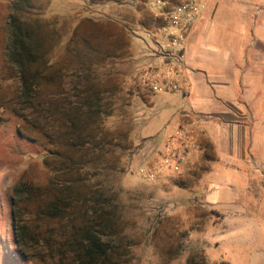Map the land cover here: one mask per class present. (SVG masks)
<instances>
[{
    "label": "rangeland",
    "instance_id": "obj_1",
    "mask_svg": "<svg viewBox=\"0 0 264 264\" xmlns=\"http://www.w3.org/2000/svg\"><path fill=\"white\" fill-rule=\"evenodd\" d=\"M31 2L19 14V0H0V264H81L86 231L111 243L86 264H264L262 142L227 157L206 141L176 169L161 161L165 139L150 145L163 138L151 137L157 103L142 77L158 8ZM19 17L55 31L47 62L22 72ZM59 197V218H42Z\"/></svg>",
    "mask_w": 264,
    "mask_h": 264
},
{
    "label": "crops",
    "instance_id": "obj_2",
    "mask_svg": "<svg viewBox=\"0 0 264 264\" xmlns=\"http://www.w3.org/2000/svg\"><path fill=\"white\" fill-rule=\"evenodd\" d=\"M149 1L158 10L147 29L152 37L145 42L149 54L143 64L156 60L154 44L163 36L170 7L190 0ZM202 1L206 9L187 34L188 103L200 117L199 146L212 142L233 157L247 142H262L264 147V0ZM147 92L157 103L151 137H163L151 138L150 145L158 146L181 122L185 101L148 87Z\"/></svg>",
    "mask_w": 264,
    "mask_h": 264
},
{
    "label": "built area",
    "instance_id": "obj_3",
    "mask_svg": "<svg viewBox=\"0 0 264 264\" xmlns=\"http://www.w3.org/2000/svg\"><path fill=\"white\" fill-rule=\"evenodd\" d=\"M162 1V0H159ZM206 4L190 0L170 7L162 38L156 40L155 61L148 64L142 74L145 85L154 93L179 95L185 101L181 109V122L165 139L160 157L169 168L184 167L191 154L199 148L198 127L200 117L189 105L190 81L186 63L187 34L197 23Z\"/></svg>",
    "mask_w": 264,
    "mask_h": 264
},
{
    "label": "trees",
    "instance_id": "obj_4",
    "mask_svg": "<svg viewBox=\"0 0 264 264\" xmlns=\"http://www.w3.org/2000/svg\"><path fill=\"white\" fill-rule=\"evenodd\" d=\"M31 0H19V14L25 7H31ZM16 21V20H15ZM55 35V31L49 28L47 25H43V22L38 20H30L20 19L19 21L13 22L10 27V50L13 61L18 65L19 71H24L27 66H31L33 63H37L38 61L46 60L45 51L48 47H51V43L53 41V37ZM47 62V61H45ZM32 68V66H31ZM30 68V69H31ZM23 85L25 89L28 87L32 91L34 89L33 84L28 81V78L25 76V80H23ZM28 88V89H29ZM72 183V182H71ZM71 183L68 184L67 189H71ZM71 185V186H70ZM48 187V186H47ZM46 187V188H47ZM31 189V188H30ZM40 188H34L30 190L32 194L33 191H39ZM38 195V194H36ZM36 195H34L36 197ZM61 197L54 198V200H49L47 198L39 205V212L42 215V218L47 220H56L59 218L57 216L60 204ZM15 232V243L17 246H21L22 242L20 240L18 229L14 224ZM86 229H82L81 231H86ZM88 240L85 241L83 247L81 248L82 255L78 257V261L81 264L92 263L94 257L97 253L107 254V248L111 245L110 241L106 242L99 235H95L93 232L86 231Z\"/></svg>",
    "mask_w": 264,
    "mask_h": 264
}]
</instances>
